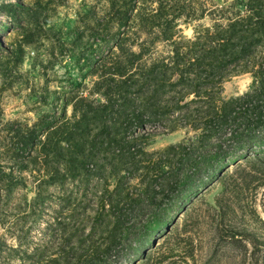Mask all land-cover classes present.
I'll use <instances>...</instances> for the list:
<instances>
[{
    "label": "trees",
    "instance_id": "1",
    "mask_svg": "<svg viewBox=\"0 0 264 264\" xmlns=\"http://www.w3.org/2000/svg\"><path fill=\"white\" fill-rule=\"evenodd\" d=\"M102 1L99 12L81 2L64 25L58 8L67 0H0V31L13 32L0 39V94L24 91L35 112L27 124L3 120L0 107V156L18 174H38L29 187L4 173L0 157V196L20 187L42 201L44 187L87 177L88 166L113 184L103 189L114 217L102 241L88 252L85 238L68 245L63 236L49 259L57 264H105L123 252L143 258L174 199L180 207L222 166L250 155L264 163V0ZM179 24L191 26L190 37ZM239 73L250 74L248 89L223 97V81ZM157 125L193 134L146 151L154 136L145 129ZM131 178L133 194L124 185ZM20 249L0 236V264L31 258Z\"/></svg>",
    "mask_w": 264,
    "mask_h": 264
},
{
    "label": "rangeland",
    "instance_id": "2",
    "mask_svg": "<svg viewBox=\"0 0 264 264\" xmlns=\"http://www.w3.org/2000/svg\"><path fill=\"white\" fill-rule=\"evenodd\" d=\"M81 2L94 5L97 12L103 8L102 0H67L58 8L57 21L70 25ZM209 3L208 0L206 6ZM4 22L5 18L0 15V24ZM200 22L206 21L200 19L192 23ZM178 27L182 35L191 36V26L179 24ZM12 36L13 32L0 31L4 42ZM160 47L157 43L156 48ZM64 65L68 62L55 67L57 76L63 75ZM22 68H28V62H24ZM50 77H53L51 73ZM88 81V77L85 78L87 84ZM250 82L249 73L230 76L223 81L221 94L223 97L239 95L248 89ZM55 85L54 80L48 82L49 89H56ZM24 94V91L13 90L0 94L3 120L15 119L27 124L33 121L35 112ZM69 112L68 107L66 114ZM153 127L145 129L154 136L146 151L193 134L188 127L172 132L162 126ZM2 155V169L4 173L11 170L14 180L21 179L29 187L38 180L35 170L31 174L21 170L18 174L17 165L8 162L6 154ZM249 157L220 167L215 177L198 183L180 207H177L178 199H174L165 214L167 226L154 233L143 258L133 259L131 253L123 252L111 256L105 264H264V223L261 222L264 220V163ZM88 170L87 177L65 179L61 184L44 187L42 201H31L32 190L20 187L13 189L6 199L3 194L0 196V236L5 243L19 246L20 251L30 255L31 258L21 264H57L49 259L57 255V243L63 236L69 237L68 245L85 238L83 246L88 252L91 245L102 241L114 217L108 208V200L113 197L103 194V189L106 186L110 190L113 184L92 176L91 166ZM124 185L131 194L139 188L135 178ZM179 195L182 196V192ZM116 207L122 208L123 204ZM43 248L44 252L36 256L35 252Z\"/></svg>",
    "mask_w": 264,
    "mask_h": 264
}]
</instances>
